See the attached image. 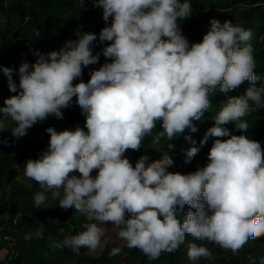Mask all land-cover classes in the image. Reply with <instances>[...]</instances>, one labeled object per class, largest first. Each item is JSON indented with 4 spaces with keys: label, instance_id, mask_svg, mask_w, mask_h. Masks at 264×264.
<instances>
[{
    "label": "clouds",
    "instance_id": "9594fccd",
    "mask_svg": "<svg viewBox=\"0 0 264 264\" xmlns=\"http://www.w3.org/2000/svg\"><path fill=\"white\" fill-rule=\"evenodd\" d=\"M79 3L85 6V0ZM94 6L102 9L106 25L98 36L77 32V39L66 41L47 59L38 54L35 64L23 63L19 92L14 69H2L9 90L17 92L0 108L4 119L15 122L14 137L25 136L49 115L62 120V109L72 106L73 97L86 118L84 128H47L48 148L25 162L27 178L54 190V197L63 190L60 208H74L98 222L83 225L84 231L53 241L51 247L76 254L81 248L95 250L104 235L98 225L108 224L126 247L151 259L177 250L186 234L233 253L250 238L264 236V150L260 142L226 127L233 124L246 133L249 124L243 118L264 108V87H257L260 77L254 72L252 31L212 18L202 41L190 45L177 23L192 14L189 0H95ZM94 42L103 45L95 55ZM101 54L111 62L91 71L86 83L81 79L74 85L82 66L97 64ZM245 81V93L227 99L200 140L203 146L209 137H227L214 140L206 166L190 174L172 173L167 171L173 165L167 152L151 163L142 155L134 167L124 155L138 151L158 121L163 130L153 143L164 137L171 141L185 129L195 133L193 121L211 107L210 94H227ZM185 139L195 144L191 136ZM168 148L174 145L168 143ZM199 151L187 149L185 163ZM45 199L43 193L35 194L34 206L40 209ZM185 205L190 210L180 219L177 212ZM33 235L43 239V228L24 238ZM120 252L113 248L110 256ZM187 255L193 264L201 257L214 259L207 247L196 243L189 244Z\"/></svg>",
    "mask_w": 264,
    "mask_h": 264
},
{
    "label": "trees",
    "instance_id": "16d2710c",
    "mask_svg": "<svg viewBox=\"0 0 264 264\" xmlns=\"http://www.w3.org/2000/svg\"><path fill=\"white\" fill-rule=\"evenodd\" d=\"M94 2L95 0H85V6L81 7L79 0H0V108L5 106V99L20 91L18 70L23 63L30 66L35 64L39 58L38 54H44L47 59L48 53L59 50L66 41L77 39V32H91L98 36L106 25L102 19V9L95 7ZM189 2L193 9L192 14L187 19H178L177 23L190 45L202 41L212 18L220 20L221 23L228 20L252 31L250 43L255 61L254 72L260 77L257 87H264V0ZM102 47L103 45L94 42L93 54L101 52ZM106 62L111 60L101 54L97 64L82 66V77L74 80L73 84L79 83L81 79L86 83L90 79V72L98 70ZM5 67L14 69L13 80L17 85V92L9 90L7 78L2 72ZM29 70H32L31 67ZM248 86L245 81L227 94L219 91L210 94L211 107L199 121H193V125L198 129L195 133L185 129L184 133L171 141L164 137L160 143H153L155 135L163 130L161 122L158 121L152 133L143 140L142 147L138 151L127 150L124 155L134 167L142 155H148L147 163H151L161 159L162 154L167 152L173 159V165L167 168L168 172L194 173L209 163L207 157L214 140H224L227 137H209L203 146L200 145V140L205 132L214 126V118L227 99L243 95ZM76 99L73 97L71 107L62 109V120L49 115L44 121L29 128V138L26 135L21 138L14 137L12 129L16 126L15 122L10 118L4 119L0 113V122L3 123V127H0V252H6L5 256L0 258V264H193L187 255L190 243L207 247L214 257H201L195 264H252L253 260L259 264L260 258L264 257V236L255 240L250 238L238 252L233 253L212 242L196 240L186 234L184 243L179 245L177 250L172 253L162 252L157 259L149 258L137 248L126 247L123 240L106 243L97 254L87 248H81L80 253L76 254L69 248L51 247L53 241H62L65 236L78 234L85 230L83 225L96 222L88 220L86 214L74 208H60L62 193L54 197V190H45L24 174L25 162L28 159H37L39 154L48 148L50 134L46 132L47 128L53 127L58 132L73 130L77 125L84 128L86 118L75 103ZM243 119L249 124L246 133L237 131L233 124L226 127L232 134L247 135L250 139L260 142L264 150V108L250 112ZM185 136H191L195 144L186 140ZM168 143L173 144L174 148L169 149ZM193 146L198 147L200 151L189 163H185L186 150ZM37 193H43L46 197L40 209L36 208L33 202ZM188 210L190 209L187 205L184 206L183 212L178 210V218L183 219ZM41 228L43 239H37L35 235L31 240L24 238L26 233L34 234ZM116 247L121 248V252L110 256L111 250Z\"/></svg>",
    "mask_w": 264,
    "mask_h": 264
},
{
    "label": "rangeland",
    "instance_id": "374dc122",
    "mask_svg": "<svg viewBox=\"0 0 264 264\" xmlns=\"http://www.w3.org/2000/svg\"><path fill=\"white\" fill-rule=\"evenodd\" d=\"M30 135L31 134L27 131L26 137L29 138ZM74 174L79 176L78 172L74 173ZM92 175L95 176L96 172L94 171V173H92ZM58 191L64 195L62 189H60ZM101 227H103L104 235L101 237L100 245L95 250H92L93 254H97L98 250L102 249L106 245V243H108V242H113V241H118V240L121 241L122 240L118 237L117 230L113 226H111L110 224L102 225ZM5 253H6L5 251L0 252V258H3L5 256Z\"/></svg>",
    "mask_w": 264,
    "mask_h": 264
}]
</instances>
